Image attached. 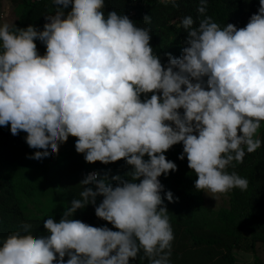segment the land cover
<instances>
[{
    "label": "clouds",
    "instance_id": "1",
    "mask_svg": "<svg viewBox=\"0 0 264 264\" xmlns=\"http://www.w3.org/2000/svg\"><path fill=\"white\" fill-rule=\"evenodd\" d=\"M51 2L55 14L45 17L42 31L0 24V126L10 125L13 136L27 133V145L43 150L29 159L48 157L49 148L58 154L71 136L87 163L124 159L131 171L128 179L113 176L115 186L88 174L60 221L44 220L47 235L23 224L0 240V264H130L141 252L149 264H170L174 234L164 199L178 198L171 191L162 198L158 178L177 165L165 152L182 143L178 159L187 157L195 189L213 198L248 188L227 169L262 143L256 137L264 122V0L239 29L221 28L205 15L208 0H199L204 18L180 19L186 46L179 58L169 53L166 65L150 45L151 29L116 11L105 17L104 0ZM88 205L117 230L72 219Z\"/></svg>",
    "mask_w": 264,
    "mask_h": 264
},
{
    "label": "trees",
    "instance_id": "2",
    "mask_svg": "<svg viewBox=\"0 0 264 264\" xmlns=\"http://www.w3.org/2000/svg\"><path fill=\"white\" fill-rule=\"evenodd\" d=\"M20 5L21 16L15 27L26 29L29 25L42 31L47 22L45 17L54 15L56 6L51 0H13ZM177 7L162 4L159 0H104L105 17L111 11L127 15L138 27L150 28V45L162 65L167 64V55L179 58L186 46L187 33L180 28L184 16H192L199 23L203 16L197 12L199 0H176ZM259 0H208L207 12L221 28L231 23L237 29L246 26L250 17L257 13ZM70 11V8L68 9ZM151 16V23L144 24V17ZM176 21V23H172ZM38 47L39 40L34 41ZM162 95V94H160ZM151 93L147 94L150 98ZM145 97L142 95L141 100ZM183 114V110H179ZM27 133L13 136L10 125L0 126V240L13 231L21 230L23 224L31 225L33 235L45 236L44 220L51 217L59 222L63 213L71 206L73 198L79 199L81 181L92 171L100 178L113 176L128 179L131 167L124 159L104 165L89 164L84 154L75 150L76 138L69 137L59 145L58 154L42 160L29 159L35 151L26 143ZM261 147L244 157L243 163L229 166L248 180L247 190L233 189L230 206L213 212L203 204V191L195 189L196 174L189 169L187 157L178 159L183 153V144H176L164 153L166 159L177 165V171L158 179L164 186L162 198L167 191L173 193L178 202L164 199L172 226L170 264H236L235 253H251L258 243L264 245V125L259 132ZM246 151V149H245ZM148 159L147 156L144 157ZM138 182V181H137ZM95 191L94 185H89ZM52 197L54 206L43 216H32L27 212L28 201ZM103 197L96 198V206ZM72 219L80 220L93 227H107L116 231L110 223L96 217L95 206L88 205L77 210ZM68 257H65V261ZM130 264H149L141 252ZM254 264H264L256 260Z\"/></svg>",
    "mask_w": 264,
    "mask_h": 264
},
{
    "label": "rangeland",
    "instance_id": "3",
    "mask_svg": "<svg viewBox=\"0 0 264 264\" xmlns=\"http://www.w3.org/2000/svg\"><path fill=\"white\" fill-rule=\"evenodd\" d=\"M20 16L21 8L19 4L17 5L13 0H0V24L9 23L10 25H16ZM37 52L41 56L46 54V46L40 41L38 42ZM263 125L264 122L261 123V126ZM259 132L260 129L258 130L256 138H259ZM231 193L232 190L225 194H219L217 197L213 198L210 192H204L203 204L213 212H217L222 208H228L230 206ZM26 205L29 215L43 216L52 210L54 199L52 197L37 198L28 201ZM235 258L236 264H254L258 259L264 262V245L258 243L255 250L251 253L236 252Z\"/></svg>",
    "mask_w": 264,
    "mask_h": 264
},
{
    "label": "built area",
    "instance_id": "4",
    "mask_svg": "<svg viewBox=\"0 0 264 264\" xmlns=\"http://www.w3.org/2000/svg\"><path fill=\"white\" fill-rule=\"evenodd\" d=\"M34 1L40 2V1H42V0H34ZM93 172L97 173L96 171H92V172H90V173H93ZM90 173H89V174H90ZM113 231H114V230H113Z\"/></svg>",
    "mask_w": 264,
    "mask_h": 264
}]
</instances>
